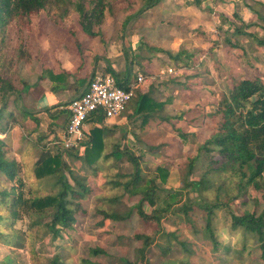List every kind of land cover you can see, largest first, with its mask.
<instances>
[{
    "label": "rangeland",
    "instance_id": "1",
    "mask_svg": "<svg viewBox=\"0 0 264 264\" xmlns=\"http://www.w3.org/2000/svg\"><path fill=\"white\" fill-rule=\"evenodd\" d=\"M183 1L162 0L141 15L128 19L130 14L140 7L141 0H116L115 6L105 12L101 24L104 43L98 37H90L82 32L77 13L72 5L51 4L47 11H40L39 17L29 28L21 30L16 24L8 28V40L12 49H15V56H17L15 47L20 42L24 43L25 47L23 57H19L12 65L13 71L18 73L15 85L19 88L23 87L22 79H25V82H34L39 74L45 73L46 61L51 63L53 55H58L65 49L69 51L75 49L79 44L83 50L93 49L107 56L110 66L121 73L124 67L129 65L128 61L132 60L130 80L139 71L148 76H154L151 81L137 87L139 91L146 92L151 85H156L160 94L153 92L155 97L170 99L169 108L172 111L195 107V110L187 112L186 117L194 124H201L203 112L213 111L221 97L227 93L232 78L249 77L259 73L264 82V48L261 49L254 40L246 36L234 34H231L230 39L237 41L240 46L230 47L224 41L227 24L222 23L218 15L225 12L219 11L214 4L213 8L212 0H205L208 4L204 7V11L197 10L195 5L187 6ZM212 9L216 13H212ZM228 9V12H231L230 5ZM229 17L235 23H239L231 13ZM221 23L223 26L218 30L216 25ZM72 31L75 32L77 40L72 36ZM256 32L260 36L264 35V30L260 27L256 29ZM155 48L172 53L179 49H185L187 52L200 50L201 54L194 66L186 67L169 58L167 53ZM168 66H174L175 72L167 73ZM12 99L13 97L9 98L8 106ZM129 103L132 106L131 102H128L127 106ZM127 106L123 114L127 111ZM8 113H1V125L5 124V119L9 117ZM205 124L210 129L214 127L215 121L210 118ZM22 126L15 146V149L19 147V152L15 151L8 141L5 153L6 159L14 160L19 164L16 177L9 179L5 174L0 175V189L18 185L16 178H20L23 185L15 188L17 192L22 191L24 197L33 194L45 195L50 191L48 179L46 176H36L35 162L42 151L47 149L54 153L55 147L49 143L50 136L38 141V132ZM208 128L201 131L202 136L207 134ZM125 129L118 134V137L122 133L128 135L123 140V146L129 145L139 153L141 151L139 142L132 135L139 133V129L132 123ZM45 132L48 135L50 133L46 127ZM149 139L155 143L164 142L161 153L166 155H171L180 148L181 156L172 160V166L167 171L161 172L160 177L156 179L161 189L167 187L180 189L187 157L195 152L199 142H194L192 145L189 142H183L178 145L177 142L182 141L181 137L164 125H160L159 133ZM205 159L196 163L189 179L197 180L202 175L207 167ZM66 161L70 163L68 158ZM144 161L143 168L149 170L155 169L156 164L162 160L159 157L154 159L149 153H145ZM70 165L73 172L85 176L88 185L92 187L84 201L89 213H93L96 206L109 211L114 208L123 211L137 200V197L129 199L123 195L121 186L108 184L109 181L117 178L118 173L123 175L130 171V163L125 162L123 168L116 166L97 172L86 169L80 161L71 162ZM168 165L164 166L168 167ZM120 180L124 181L125 177ZM211 180V186L203 190L200 197L210 204L218 199L221 202V206L214 209L215 215L211 221L212 230L219 242L218 251L212 249V242L202 228L204 219L199 209L189 214L188 219L183 214H168L159 224L142 220L134 213L129 221L106 220L104 225L98 228H94L93 225L99 216L88 214L85 217H79L80 222L75 230H69V234L62 231L61 236L55 239H51V233H46L44 227H29V219L24 217L16 220L12 227L1 222L0 231L4 235L10 236L17 232L20 236L22 235V240L21 246L3 243L0 240V264H46L47 257L61 246L66 247L65 264H78L82 245L87 242H96L106 247L111 254L124 255L133 261L137 257L136 248L139 241L132 238V235L146 228H159L161 231L155 239V244L146 250V264H257L254 249L251 254H248V248L241 251L243 243L241 231L231 227L230 213L225 205L235 194L236 176L230 170H225L218 174H211ZM69 181L74 184L70 178ZM262 194V191L248 188L244 198L229 202L230 207L232 210L237 206L240 209L259 213L264 208ZM164 195V191L159 192L158 205H161ZM119 196H122V200L115 201V198ZM191 196L195 198L198 194L194 192ZM144 209L150 211L151 207L145 203ZM0 213L8 217L9 210H4L0 205ZM195 228L201 229V232L196 233ZM166 233H174L177 239L169 237ZM181 241L188 246V249L181 244ZM247 244L251 247V241ZM227 246L229 251L225 253ZM98 259L107 264H114L105 256Z\"/></svg>",
    "mask_w": 264,
    "mask_h": 264
},
{
    "label": "trees",
    "instance_id": "2",
    "mask_svg": "<svg viewBox=\"0 0 264 264\" xmlns=\"http://www.w3.org/2000/svg\"><path fill=\"white\" fill-rule=\"evenodd\" d=\"M160 1L162 0H141L140 7L131 13L128 19L141 15ZM203 1L205 0H191V4L200 6ZM57 3L72 5L77 13L78 24L82 32L90 37H98L104 43L101 24L105 12L115 6L116 0H0V115L4 112L7 100L11 95L21 94L24 88L26 91L30 84H37L46 75V71L39 74L32 83L22 79L23 87L21 88L15 85L18 73L13 71L12 65L19 57H23L25 47L24 43L20 42L15 47L17 54L15 56V49H12L8 40L9 26L16 24L21 30L29 28L32 22L39 17L40 11H47L51 4ZM246 7L254 14V19L244 21L234 12L233 17L239 21L238 24L222 13L218 14L222 23L226 22L227 24L224 41L230 47L240 46L237 41L234 42L230 39L231 34L244 35L254 40L258 45L264 46V36L260 37L255 31L249 30L253 26L264 30V2L255 0L252 3H247ZM222 23L217 25V29L222 28ZM71 33L77 40L75 32ZM155 49L162 50L161 52L167 53L169 58L186 67L194 66L201 54L200 50L187 52L185 49H179L172 53L164 49ZM98 56L96 55L95 58ZM128 62L129 65L124 67L122 73L108 64L102 74L112 75L118 86L128 89L131 82L130 65L132 60ZM231 82L227 93L221 97L213 111L203 112L202 123L198 125L186 117L187 112L195 110V107L172 111L169 108L170 99H160L153 95V92L160 94L156 85H151V88L146 92L135 88L129 102L132 103L130 116L134 117L131 123L139 129V133L132 134L139 142L141 148L139 153L129 145L123 146V140L126 138L125 133H122L118 138H113L108 145L106 136L110 129H114L104 124V115L101 111L92 112L87 120L96 121L101 125L92 127L76 147L65 150L55 147L54 153L46 149L40 153L36 160V176L47 177V183L50 186L48 193L24 197L22 191L17 192L15 188L16 186L22 187L23 182L20 178H16L18 185H10L9 189L5 187L0 189V205L4 210H9L8 217L0 213V224L3 221L12 227L16 220L27 217L29 227H44L46 233H51V239H55L61 236L62 231L69 234V230H75L80 222L79 217H85L88 214L99 216L93 225L94 228H98L103 226L106 220L109 222L129 221L134 213L142 220L159 224L161 219L168 214H183L188 219L189 214L199 209L202 211L204 219L202 228L212 242V249L218 251L219 242L212 230L211 221L215 215L214 209L221 206V202L218 199L210 204L202 200L200 196L203 190L211 186V174L230 170L236 176L235 194L225 203L230 213V225L241 231L243 237L241 251L248 248L247 252L251 254L254 249L256 263L264 264V208L257 213L249 209H240L237 206L232 210L229 204L234 199L244 198L248 188L262 191L264 197V82L258 73L249 77L232 78ZM59 105L43 109L51 118L55 119L54 122L48 124L47 129L50 133L53 132L54 126H59L60 123L61 125L67 124L69 119V112L65 108L57 109ZM51 108L57 110L51 112ZM23 112L33 114L32 111L26 109ZM8 116L11 117L10 112ZM62 116L63 119L60 122ZM210 118L214 119L215 124L213 128L209 129L205 123ZM160 125L166 126L181 137L182 141H178V145L183 142H189L191 145L194 142H199L195 152L187 157L180 189L170 187L161 189L156 183L161 172L167 171L172 166V160L181 156L180 148L171 155L161 153V148L165 143H155L149 139L159 133ZM206 128L209 130L206 135L202 136L201 131ZM4 130L5 128L0 124V131ZM37 139L40 141L45 138L38 135ZM6 145L7 141L0 137V175L5 174L9 179H13L16 177L19 164L5 158ZM145 153H149L154 159L159 157L162 160L156 164L155 169L146 170L143 168L142 162H145ZM66 158L70 163L80 161L83 167L93 172L116 166L123 168L125 162L130 163V171L123 175L118 173L117 178L109 181L108 184L116 187L121 186L123 195L129 199L137 197V200L123 211L117 208L109 211L96 206L93 213H89L84 201L92 187L88 185L85 176L73 172ZM204 158H206L207 164L205 171L197 180L189 179L196 163ZM164 165H168V167ZM122 177H125L124 181L120 180ZM69 178L74 184L69 181ZM160 191H164L165 195L161 205H158ZM194 192L198 194L195 198L191 196ZM122 196L115 198V201L120 202ZM145 203L151 207L150 211L144 209ZM160 232L159 228H146L144 231L132 235V238L139 241L136 248L137 257L133 261L124 255L111 254L106 247L96 242L84 243L79 254L78 264H107L98 259L101 256L111 259L114 264H146V250L155 244V239ZM195 232L199 233L201 229L195 228ZM166 234L177 239L174 233ZM21 236L17 232L6 236L0 231L1 242L11 243L15 246H21ZM249 241H251V247H248L247 242ZM181 244L188 249L183 241ZM65 250V246L58 248L51 256L47 257L46 264H65L67 258ZM225 250L227 253L229 247H225Z\"/></svg>",
    "mask_w": 264,
    "mask_h": 264
},
{
    "label": "crops",
    "instance_id": "3",
    "mask_svg": "<svg viewBox=\"0 0 264 264\" xmlns=\"http://www.w3.org/2000/svg\"><path fill=\"white\" fill-rule=\"evenodd\" d=\"M253 1L255 0H212L211 3L213 2L212 5H216L219 11L225 12L224 15L230 20L232 19L229 17V14L231 13L233 17V13L236 12L244 21H249L254 19V14L246 7V4L252 3ZM257 1L264 2V0ZM183 3L187 6L193 5L191 4V0H184ZM207 4L208 3L204 1L200 6H195V8L199 11H204L203 9ZM229 5L232 8L231 12H228ZM223 6H225L226 9L223 8ZM212 13H216V11L212 9ZM255 28L258 29V27ZM256 29L249 30L256 32ZM257 46L261 49L264 48L262 45L257 44ZM78 47H80L79 44L78 46L76 45L75 49H71L70 51L65 49L59 52L58 55H53L51 63L46 61V75L44 78L39 80L37 84H30L29 88H26V91H21V94L11 95L9 98L13 97V99L9 106L8 98L6 110L4 112H10L11 117H7L5 119V124L1 125L5 130L0 131V137L4 138L7 142L9 141L15 151L19 152L20 150L19 147L15 149V146L17 145L20 130L23 128L22 125L27 129L35 130L38 132V135H41V137L44 136L45 139L49 136L51 138L56 137L58 132L65 127L66 123L64 125L60 123L59 126H54L53 132L49 133V135L47 132L44 133L45 127L47 129L48 124L54 122L55 119L51 118L47 111L43 109L45 107L60 104L57 109L65 108L68 111L66 105L72 99L86 91L87 85L90 79H92L91 77L102 73L108 64H110L109 58L102 55L101 52L93 51V49H78ZM240 48H242V46ZM96 55H99L98 58H95ZM48 69L50 70L48 71ZM127 107V111L124 112V114L122 112L115 118H103L104 124L114 129H110V132L106 136V143L108 145L113 138H118V134L125 131L126 127H130V122L134 117L130 116L132 112L130 103ZM24 109L32 111L33 114L24 113ZM57 109L51 108L50 111L54 112ZM62 119L63 116L60 122ZM100 125L101 124L96 121L87 120L84 124V137H86L92 127ZM127 136L128 135H126V138Z\"/></svg>",
    "mask_w": 264,
    "mask_h": 264
},
{
    "label": "built area",
    "instance_id": "4",
    "mask_svg": "<svg viewBox=\"0 0 264 264\" xmlns=\"http://www.w3.org/2000/svg\"><path fill=\"white\" fill-rule=\"evenodd\" d=\"M175 70L174 66H168L166 69L167 73H173ZM153 78V75L137 72L129 88L125 89L118 86L110 74L100 73L93 76L86 91L66 105L69 111L68 122L49 143L59 150L76 147L84 137V124L92 112L101 111L107 119L119 116L131 99L134 89Z\"/></svg>",
    "mask_w": 264,
    "mask_h": 264
}]
</instances>
